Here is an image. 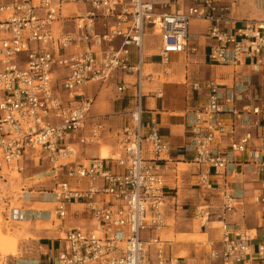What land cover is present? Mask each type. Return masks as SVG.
<instances>
[{"label":"built area","instance_id":"1","mask_svg":"<svg viewBox=\"0 0 264 264\" xmlns=\"http://www.w3.org/2000/svg\"><path fill=\"white\" fill-rule=\"evenodd\" d=\"M66 1L84 11L63 16ZM169 7L153 0H0V180L12 174L24 178L31 163L46 166L33 185H52L37 191L51 208L21 212L8 206L6 220L58 222L55 252L32 264H182L171 242L161 238L168 209L174 210L161 165L170 146L154 120L147 129L142 125L144 91L152 81L143 67L144 38L158 37L166 61L187 52L190 23L203 20L213 43L212 64L257 67L264 56V20L229 28L235 20L220 0H191L183 13L167 12ZM256 7L264 17V0H256ZM117 74L134 78L116 87L119 94L132 90V105L118 121L94 115L95 96L84 92ZM250 86L193 84L191 90L204 92L206 102L187 112V149L203 183L212 171L228 176L244 164L263 177L253 202L264 222V94ZM116 124L121 153L83 158V150L97 146ZM31 190L22 186L19 198L28 202ZM217 196L220 213L195 208L200 227L214 217L224 221L242 199L224 183ZM70 219L89 225L65 227ZM221 229V239L207 243L211 264H264V233L258 238L228 224Z\"/></svg>","mask_w":264,"mask_h":264},{"label":"crops","instance_id":"2","mask_svg":"<svg viewBox=\"0 0 264 264\" xmlns=\"http://www.w3.org/2000/svg\"><path fill=\"white\" fill-rule=\"evenodd\" d=\"M153 1L159 4H169L170 7L167 9V12L172 13H183L191 2V0ZM220 1L229 6L230 17L235 20V23L229 28L239 27L241 21L244 20H264L262 19L264 17L261 12L258 11L256 7V0ZM75 4L81 5L78 3ZM81 7L82 13L84 11V6L81 5ZM79 14H71L68 16H76ZM197 25L200 26L199 31L195 29ZM190 27L192 28V32H189L187 52L184 54H175L179 55L177 60H171V54L167 56L166 61L160 58L159 39L153 35L145 36L142 50L144 72L146 70L145 67L149 66L151 68L152 81L148 83V85L151 89H154L145 93V98L143 99L145 105H143L142 114V120H145V124L142 125L147 129L151 121L154 120L160 134L170 146L169 152L165 156V161H163L161 165L163 168L162 172L168 197V205L172 208L174 207V210L168 209V227L163 233H161V238L163 234H167L166 232L171 229L170 222H173L172 225L175 237L181 236L186 238V236H191L193 231L192 224L193 221H195L193 218L194 208L198 207L201 202L207 201V199H210V202L207 203L211 206V194H214V196L220 201L221 198L217 196V192L219 188L223 186V183L233 195H241L242 199L235 201V209L225 214L224 221L218 220L214 217L209 223L210 228L199 226V233H201L199 235H205L208 233V239L210 240L208 242H216L221 239L222 235V233L221 235L219 233L218 224H228L230 225L231 230L250 231L255 233L256 237L259 238L262 233H264V222L260 219V211L258 206L254 204L253 197L259 192L262 181L261 179H263V177H257L251 172H247L246 169L250 166L244 164L241 165V167L236 168L235 171H231V174L228 176H223L219 172L212 171L207 177L206 183H203V181L195 175L196 166L192 163L191 153L187 149V112L190 108L206 102V94L204 92H201L198 95V93L191 90V86L195 83L202 86L206 81L211 80L231 86L243 82L251 85L249 89L251 87L257 89L259 95L264 94V56L259 60L260 64L257 67L249 62L238 66H221L212 64L208 60V54L213 44L206 37L209 27L208 22L203 20H192L189 30ZM133 61H135L134 55L132 56V62ZM164 68L174 71L175 74H173L174 77L172 78L175 79L164 83L157 82L154 85L155 78H157L156 80H159L160 69ZM154 75H156V77ZM181 80H183V82ZM120 81L132 84L134 78L130 75H116V80L110 82L114 84L113 93L106 98L108 102L106 107L107 112L106 114L100 113V115H108L112 119L117 120L116 118H118L121 113L127 111L131 107L132 90H125L121 94L116 92V87ZM105 86L106 85L98 86L97 92L94 96L97 97V95H102ZM87 89L88 87L84 89V92ZM157 92H160V94L157 95ZM261 96L264 98V95ZM95 105L96 101L92 111H94ZM240 133L241 131H238V134ZM90 149H93V147L83 150V158L88 157L87 152ZM100 152L109 153V151L104 150V148H102ZM108 157H110V153ZM179 165L188 166V170L186 173H183L182 176L179 175L177 169ZM45 169L46 166H36L28 163L23 175V182H32L35 178L34 176L40 175ZM224 178L225 182L223 180ZM39 179L43 178L39 177ZM206 184L211 186L210 190L204 189ZM30 186L32 188L31 191L33 192L31 200L28 202L22 201V203L15 208L20 209L21 212L45 211L49 209V207L47 208V206H45V203L41 202V198L37 191L44 188H51V183L44 181V184L39 183ZM220 203L222 204V201H220ZM189 204L191 207L187 208L186 206H190ZM218 210L219 211L214 213H220L221 206ZM80 221L81 220L78 219H70L65 223V227H73L74 224H80ZM214 223L217 227L211 225ZM43 228L38 231L33 229L31 232L38 236V238H36L31 234L37 242L38 248L36 255L34 256V261L30 262L44 260L47 255H52L57 248L58 233L56 230H46ZM202 230L205 232H201ZM198 244L200 247L201 243ZM194 247V243H188L186 241L177 240L171 242V251L173 254L176 255L182 251H187V253H189L188 258L182 257V264H211L207 253L204 257L195 256L192 253Z\"/></svg>","mask_w":264,"mask_h":264},{"label":"rangeland","instance_id":"3","mask_svg":"<svg viewBox=\"0 0 264 264\" xmlns=\"http://www.w3.org/2000/svg\"><path fill=\"white\" fill-rule=\"evenodd\" d=\"M81 10H82L81 5H77L75 3H70V2L67 3L66 1L64 5L62 6V15L68 16L71 14H79L81 13ZM195 29L199 31L200 26L197 25ZM189 32L190 33L192 32L191 27H190ZM178 58H179V55L171 54L170 56L171 60H177ZM145 69H146L145 74H150V75L152 74L151 68L149 66L145 67ZM159 74H160L159 80H156L157 78H155L154 85L157 82L164 83L166 81H172L173 79H175V78H172L174 77L173 74H175V72L167 68L160 69ZM154 76L156 77V75ZM181 81L183 82V80ZM113 85H114L113 83L107 84L103 90V94L100 96L97 95V97H95L96 105L93 111L94 115L99 116L100 113L106 114L107 112L106 107L108 103L106 98L110 94L113 93V89H114ZM97 88L98 86L91 85L88 87L87 90H85V92L90 95H95V93L97 92ZM150 90H154V89H151L150 86L146 84V88L144 92L146 93ZM103 103H106V104H103ZM143 105H145L144 102H143ZM108 119L109 118L105 119V123H108L109 121ZM142 124L143 125L145 124L144 119L142 120ZM118 127H119V124H116V127L113 133H109V134L107 133L104 136L103 140L97 146H94L93 149H90L87 152V156L88 157H99L102 154L100 150L104 148V150L109 151L110 157H117V155L121 153V148L117 144L118 139L116 136ZM177 169H178L179 175L182 176V174L186 173V171L188 170V166L179 165ZM4 177L6 178L4 181L0 180V264H32L33 262H30V261H34V256L36 255L37 248H38V244L33 238V237L38 238V236L35 235L34 233H31L32 230L35 229L36 231H38L39 229H42L43 227L46 230L48 229L56 230V226L58 222H55V224H52L50 221H43L44 223L43 222L39 223L36 221L30 222V223L7 221L5 208L8 206L9 207L19 206L20 203H22L23 201L19 198L20 196L19 191L21 187L33 185L35 182L32 181V182L24 183L22 182L24 178L21 176L17 177L16 174H12L11 176H4ZM211 195H212L211 206L208 204L210 202V199H207V201L201 202L199 207L209 206V208L212 209L211 210L212 212L219 211L218 209H220L221 200L219 201L218 198L214 196V194H211ZM45 206H47V208L52 207L51 205H46V204ZM186 207L190 208L191 205L186 206ZM74 208H77V207H74ZM211 220L212 219H210V221ZM80 222H81L80 224H74V226L86 227L89 225V223H87L86 221H80ZM169 224H170L171 229L166 232L167 234L162 235V238L164 240L171 241V242L178 240V241H186L188 243H194L195 247L192 249L193 251L192 253L197 257H204L205 254L208 253L209 249H208L207 243L208 241H210L208 239V233H206L205 235H199L201 233H199V225L196 221H193V224H192V230H193L192 235L186 236V238L181 237V236L175 237L174 235L175 233H174V229L172 225L173 222H170ZM211 225L217 227L215 223ZM206 227L210 228V225L207 224ZM218 228H219L218 229L219 233L221 235L222 224H218ZM201 232H205V231L202 230ZM31 234L33 237L31 236ZM198 243H201L200 247L198 246L199 245ZM176 255L178 257L183 256L184 258L189 257V253H187V251H182L181 253L179 252Z\"/></svg>","mask_w":264,"mask_h":264},{"label":"bare ground","instance_id":"4","mask_svg":"<svg viewBox=\"0 0 264 264\" xmlns=\"http://www.w3.org/2000/svg\"><path fill=\"white\" fill-rule=\"evenodd\" d=\"M108 156H109V153L108 152H103L99 157L103 159V158H108ZM38 222L39 223H42V221H38ZM180 257H183V256H180Z\"/></svg>","mask_w":264,"mask_h":264}]
</instances>
